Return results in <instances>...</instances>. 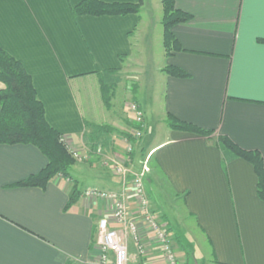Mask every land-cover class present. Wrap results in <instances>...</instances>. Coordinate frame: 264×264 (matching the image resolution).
Segmentation results:
<instances>
[{
  "label": "crops",
  "instance_id": "crops-1",
  "mask_svg": "<svg viewBox=\"0 0 264 264\" xmlns=\"http://www.w3.org/2000/svg\"><path fill=\"white\" fill-rule=\"evenodd\" d=\"M81 1L0 0V48L31 77L45 119L63 144L81 149L88 160L75 161L68 178L58 175L43 189L15 187L42 171L47 159L32 145H0V264H88L96 253L99 258L97 223L110 215L111 203L85 191H124L128 211L135 208L130 178L124 186L122 177L100 166L109 159L130 172L147 163V198L153 186L172 202L181 201L183 217L194 222L190 230L195 228L208 246L211 264H264V201L257 197L254 171L215 144L227 137L244 151L258 152L264 164V45L258 42L264 40V0H175L191 20L173 27L180 51L169 56L162 46L160 0L154 20L150 0H143L136 15L74 18L70 10ZM152 27L158 29L156 66L151 55L139 62L154 42ZM167 67L188 77H171L164 72ZM133 70L144 73L143 83L136 82L121 98L115 88L106 107L97 74ZM127 99L142 111L144 132L125 163L121 134L134 127ZM167 115L213 134L206 138L172 130ZM91 125L105 130L93 133ZM99 143L103 151L96 153ZM74 189L80 198L65 210ZM148 201L176 248L188 250L175 238L170 218ZM110 227L133 254L131 237L115 224ZM139 237L147 247L140 263L166 264L142 226Z\"/></svg>",
  "mask_w": 264,
  "mask_h": 264
},
{
  "label": "trees",
  "instance_id": "trees-1",
  "mask_svg": "<svg viewBox=\"0 0 264 264\" xmlns=\"http://www.w3.org/2000/svg\"><path fill=\"white\" fill-rule=\"evenodd\" d=\"M160 3L162 7V46L165 54L169 56L180 51V46L172 33L173 27L188 23L191 16L178 10L175 7V0H160ZM142 5L143 0H138L135 5L82 0L70 10V14L74 18L80 16L123 17L138 14ZM258 42L264 45V40L260 39ZM164 72L174 78L188 77L185 72L174 67H167ZM97 75L103 104L109 107L116 84L119 81L115 79L114 71L98 73ZM0 83L4 87L0 90V145H32L47 159V165L42 171L16 184L15 187L43 189L52 178L58 175L68 178L69 169L75 161L68 152V148L61 141V135L47 123L43 105L37 98L31 77L20 62L1 48ZM130 117L134 126L132 128L133 132L138 127L134 124L132 116ZM166 123L170 129L178 132L200 135L206 138H210L213 134L212 131L201 130L194 125L179 121L171 115H167ZM89 128L92 129L93 133L104 132L105 130L102 127L92 125ZM131 134H121L122 138L132 145V150L130 152L126 151L129 161H131L134 154L133 147L138 143L132 138ZM215 144L221 150L242 159L252 167L257 179V197L264 201V164L261 155L256 151L240 149L224 136L218 137ZM93 150L96 153H98V150L103 151V145L100 147L99 143L94 146ZM80 195V192L74 189L65 210L75 205ZM167 232H169V229H167Z\"/></svg>",
  "mask_w": 264,
  "mask_h": 264
},
{
  "label": "built area",
  "instance_id": "built-area-1",
  "mask_svg": "<svg viewBox=\"0 0 264 264\" xmlns=\"http://www.w3.org/2000/svg\"><path fill=\"white\" fill-rule=\"evenodd\" d=\"M128 112L132 116L134 124L138 127L132 132V138L137 141L143 135L144 119L143 113L134 102L129 103ZM127 152L132 150V145L124 141ZM69 149V148H68ZM76 158L77 153H71ZM83 155L80 157L81 160ZM86 158V157H83ZM116 173L122 177L124 186L130 178V192L137 207L135 215L128 211L126 192H102L96 189L85 191V196L106 200L111 203V213L107 217H102L97 223V233L95 245L99 250V259L95 264H141L140 260L146 256L147 247L139 237V228L142 226L156 241L155 245L161 253L166 264H176L178 258L175 255L173 240L167 232V226L159 217L149 209V201L144 189L143 180L148 171L147 163H144L138 172L132 173L123 168L122 164H116ZM128 174V175H127ZM120 227L121 231L127 233L134 245L135 255L129 256V250L125 239L119 231L112 229L110 224Z\"/></svg>",
  "mask_w": 264,
  "mask_h": 264
},
{
  "label": "rangeland",
  "instance_id": "rangeland-1",
  "mask_svg": "<svg viewBox=\"0 0 264 264\" xmlns=\"http://www.w3.org/2000/svg\"><path fill=\"white\" fill-rule=\"evenodd\" d=\"M148 3H149V1H148ZM150 4H151L150 8L153 11V14L151 13L152 14V20H154L155 18L157 19L159 12L156 10V7L159 6V0H150L149 5ZM153 25H155V24H153ZM157 30H158L157 27L156 28L152 27L153 40H154V36L156 35ZM156 45H157V43L155 44V40H154L153 44H151V48H150L148 55H144L143 57L141 56V58L139 60L140 63L145 62V57L151 55L152 62H153L152 64H154V66H156L155 64H157V62L159 61L158 52L160 51L158 45L157 46ZM148 59H150V58L147 57V60ZM129 72L130 71H128V72L125 71L123 74L115 75V79H119V82H118V84H116L115 88H120L117 91V95L120 98L122 96H126L125 95L126 92L132 93L134 86H135V83L140 82V84H141V83H143L144 79L146 78V76H144V73H142L141 70L139 71V74H136V73H138V71H136V70H133L131 73H129ZM148 81H149V79H148ZM87 83L88 84L85 83L87 91H88V93H90L93 96V94H92L93 85L90 86V83H93V82L88 81ZM81 97L86 99V101L88 100V98H90V97H86V95H84V96L82 95ZM127 100L128 101L124 102L125 104L133 102L130 99H127ZM150 132H151V135L154 136V134H155L154 128H153V132L152 131H150ZM151 135L147 137V140H149L152 137ZM139 141L140 140H137L136 143ZM67 148H69L68 152L70 154L74 151L77 153L76 158H74L71 154V157L74 161H76L78 163H85L88 161V160H86V158H83V157H86V155H84V153H82L81 149H76L74 147H67ZM134 148L135 147H133V152H134ZM82 155H83L82 159L79 160ZM123 155L127 157L126 149L123 150ZM124 161H125V163H127L128 157ZM107 163H108L107 165L103 166V164H100V166H102L103 168L104 167L109 168L110 172L116 173V171H117V168H116L117 165L116 164H118V163L110 162V159L108 160ZM141 167H139L138 170H132V173L138 172L141 169ZM127 171H129V170H127ZM115 175H117V174H115ZM144 181H145V179L143 180V184H144ZM81 186H82V184L80 185V187ZM144 189H145V186H144ZM147 189H148V195H149L148 198H150L153 208H157L159 212L165 213L170 218L171 225H172V231L174 232V235L176 236L175 238H177L178 240H181L182 243L185 242V244L187 245L188 250H186L184 252L181 250L182 247L176 248L173 237H172V235H170L172 240H173V247L177 251V253H175L176 257L178 258L176 264H211V262H209V259H210L209 251H208L209 248L206 245V243L203 241V238L201 236H199V234L197 233L195 228L193 229V231L190 230V227L194 225V222L190 221V219H186L183 217V207H182L181 201L177 200L176 202L175 201L172 202L171 197H169L167 194H164L163 191H159V193L155 192L156 188L153 186H148ZM102 192H106V191H102ZM134 203H135V205H134L135 208H134V211L131 212L132 216L135 215V211H136V207H137L135 200H134ZM152 242H153V244L156 243V241L154 239ZM134 254H135V252L133 254H132V252L131 253L129 252V256H134ZM158 254L161 258H163L159 251H158ZM98 259H99L98 254L96 253L94 255V260H93L94 262L88 263V264H95L98 262Z\"/></svg>",
  "mask_w": 264,
  "mask_h": 264
}]
</instances>
